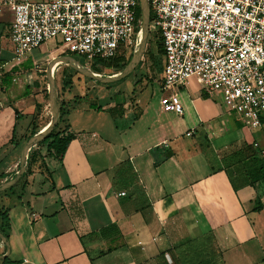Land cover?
Returning a JSON list of instances; mask_svg holds the SVG:
<instances>
[{"label":"crops","instance_id":"obj_1","mask_svg":"<svg viewBox=\"0 0 264 264\" xmlns=\"http://www.w3.org/2000/svg\"><path fill=\"white\" fill-rule=\"evenodd\" d=\"M1 1L0 48L9 59L0 79V184L18 171L17 150L33 127L38 131L47 123H38L45 75L38 72H46L55 57L49 51L33 58L32 49L20 61L10 59L11 13ZM137 65L116 80L127 87L113 81L102 91L87 84L77 98L70 97L57 129L75 137L62 160L38 145L30 171L0 191L9 219L7 257L17 264H264L262 181L234 189L225 169L211 167L205 152V145L250 142L248 129L237 127L240 121L223 94L205 91L196 77L168 92L178 97L182 111L167 109L160 102L167 94L163 69L158 81L144 82L136 76ZM153 82L162 93L156 102L140 97ZM49 112L45 106L44 118ZM235 129V137L220 140ZM151 148L159 157L168 150L171 155L155 163ZM126 164L148 199L128 213L119 203L125 193L119 192L129 187L115 184ZM111 223L119 233L100 237L98 231ZM106 248L111 250L98 254ZM5 251L0 240V254Z\"/></svg>","mask_w":264,"mask_h":264},{"label":"built area","instance_id":"obj_2","mask_svg":"<svg viewBox=\"0 0 264 264\" xmlns=\"http://www.w3.org/2000/svg\"><path fill=\"white\" fill-rule=\"evenodd\" d=\"M1 3L11 13L10 59L17 61L48 39H59L60 50L69 55L99 62L126 56V49L139 40V0ZM148 4L150 24L160 35L164 53L161 88L167 94L161 104L181 112L178 97L168 92L196 77L205 91L223 94L243 128L261 127L264 0H148ZM8 59L0 48V79Z\"/></svg>","mask_w":264,"mask_h":264},{"label":"trees","instance_id":"obj_3","mask_svg":"<svg viewBox=\"0 0 264 264\" xmlns=\"http://www.w3.org/2000/svg\"><path fill=\"white\" fill-rule=\"evenodd\" d=\"M136 15L137 18H140V8L139 5L136 7ZM161 39V38H160ZM157 54L159 57L157 59L153 58L154 63L159 66L160 71L163 69L164 65V53L162 47V41L160 46L157 48ZM130 55V54H129ZM125 56H119L112 60L103 61L101 64L109 67L115 68L116 70L122 68L124 66V61L127 58ZM92 65L95 66L93 63ZM45 94L47 90L44 91ZM62 106H60L61 108ZM61 114L58 115V121L56 125L52 128V130L40 140L37 145H46L47 154L54 156L59 161L62 160L64 153L69 145V143L74 139V134L71 132L64 133L63 130H58V122L61 119ZM264 122V119H262ZM241 123H237V127H241ZM36 126L33 127V131L29 134H33L36 132ZM28 135V136H29ZM208 146V145H206ZM229 150L222 153L223 160L226 162V165L223 163H219L218 166H215L211 161V167H216L218 169H225V172L229 178V181L232 187L235 189L238 186H250L253 187L254 184L258 181H262L264 185V156H260L254 146L247 142L245 139H241L239 141H233L228 144ZM37 156V150H32V152H28L27 155V164L23 175L27 174L30 171V167L32 162L35 160ZM236 159V164H232V162H227L230 159ZM207 159H209L207 157ZM210 161V159H209ZM158 162V159L155 160V163ZM119 176L122 174L121 182L116 185L120 187H129L128 191L125 192L123 196L120 197L119 203L125 213L130 211H134L139 207H143L148 204V199L145 195L144 189L139 182L138 176L133 171L131 165L126 164L123 168L120 167L117 170ZM253 210H258L259 207L255 206L252 208ZM9 229V219L6 214V208L3 206L0 207V232L6 237L8 236ZM119 233V229L116 223H111L98 231V235L102 238L113 239ZM111 248L100 249L98 254L101 255L110 251ZM0 264H17V261H11L7 256L3 259H0Z\"/></svg>","mask_w":264,"mask_h":264},{"label":"rangeland","instance_id":"obj_4","mask_svg":"<svg viewBox=\"0 0 264 264\" xmlns=\"http://www.w3.org/2000/svg\"><path fill=\"white\" fill-rule=\"evenodd\" d=\"M160 44H161L160 35L158 34V32L155 29L152 28V25L150 24V29H149L147 41H146L145 46H144L143 55L141 57L140 63L137 65L138 69L136 71V76H138L141 80L144 79V82H147V80H152V79H155L158 81V78L160 77L159 66H157L153 61V58L157 59L159 57V55L157 54V48L160 46ZM134 47L135 46H132V48L128 47L126 49L127 55L124 58H127V56H129V57H128V59H125L124 65L127 63L129 58L131 57ZM49 51H54L55 56L67 54L66 52L60 50L59 39H48V40L42 42L39 45V47H36V49L32 50V56H33V58H35L39 55H44ZM71 55L74 58H76L83 67H87V68L91 69L92 71L99 73V74H106V73H111V72H116V71L118 72L124 67L123 66L122 68L116 70L115 68H109V67L101 64L102 62L91 61V60L85 59L84 57L79 56L77 54H71ZM93 63L95 64V66L92 65ZM61 64H66V65H64L66 70H64L62 72L58 66L57 70L54 71L55 92H56V100H57V105H58V115L61 114V116H64L66 114V112L69 110V108H68L69 101H67V100L70 97H76L77 98V93H80V92L84 91L86 88H88L87 84H92V85H94L95 89L102 90V91H104L106 86H108L110 84V83L92 80V79L78 73L76 70H74L66 62L61 63ZM44 67H45L44 63H42V65L39 66V68L41 70ZM42 74H45L41 78L42 102H41V104L38 108V111H37L38 123L40 124V126L42 124H44L45 122H48L51 118L50 112H49L48 116H46V118H44L45 106L48 107V109L50 110V105L48 103V92L46 94L44 92L45 90H47V87H48V80H47V75H46L47 73L45 71H39L38 72V75H42ZM116 82H118V83H115V84H118L119 86L127 87V85L125 83L126 81H116ZM121 82H124V83H121ZM127 91L129 92L130 90H127ZM94 93H95V91H93V94ZM160 94H162V93L159 92L156 82H153V83H149L148 86L144 89V91L142 93H140V97H144L146 99H149L150 97H152L151 101L156 102L158 97L160 96ZM60 106H62V107L60 108ZM18 129H19V126L17 127V131H18ZM235 130L234 131L231 130L230 132H226L223 135V138L220 140L235 137L236 134L238 133V130H236V131ZM246 131L248 132V135H249V140H250L249 143H251L254 146V148L257 150V152L259 153L260 156H264V124L259 128H256V129H250L249 128ZM26 140H25V142H26ZM24 143H22V145L18 148L16 155H18V152L20 155L19 150L23 147ZM229 143L230 142H227L225 145H220L217 147L214 146V148L209 147V146L207 147L205 145V152L207 153V157L210 159V161L213 162V164H215V166H218L219 163L220 164L223 163V165H226V162L223 160L222 153L223 152L225 153V151L229 150V146H228ZM37 146H38L37 144L33 145L30 152H32V150H35V148ZM27 161H28V159H26L25 167H26ZM227 162H232V164L235 165L236 159L233 158ZM19 167H20V164L18 163L16 165L15 169L18 170Z\"/></svg>","mask_w":264,"mask_h":264},{"label":"water","instance_id":"obj_5","mask_svg":"<svg viewBox=\"0 0 264 264\" xmlns=\"http://www.w3.org/2000/svg\"><path fill=\"white\" fill-rule=\"evenodd\" d=\"M139 8H140V19H141L139 40L133 49V53L131 57L124 65V67L117 73H114L112 75L96 73L87 67H83L76 58H74L69 54L55 56L48 62L46 68V73H47L46 75L48 80L47 92H48V103L50 105L51 118L46 123V125H44L40 130L31 134L27 138L20 152V157H19L20 167L18 171L16 172L13 178H10L9 180L0 184V191L9 188L17 181L20 175L25 171L26 168L25 162L27 159L28 151L31 148V146L37 144L40 140L45 138V136L52 130V128L57 123L58 105L56 100L55 80H54V66L57 63L66 62L78 73L92 80L110 83L127 76L140 62L150 29V8H149L148 0H139ZM150 151L153 158L156 160L164 156L171 155L170 150L166 151L165 154L161 157L158 156L155 148H151ZM0 240L3 242V244L6 247V251L3 254H0V259H3L5 256H7L8 243L6 237L1 232H0Z\"/></svg>","mask_w":264,"mask_h":264},{"label":"bare ground","instance_id":"obj_6","mask_svg":"<svg viewBox=\"0 0 264 264\" xmlns=\"http://www.w3.org/2000/svg\"><path fill=\"white\" fill-rule=\"evenodd\" d=\"M139 36H140V33H139ZM58 66V63L54 66V71H55V68ZM114 73H117V71L116 72H114ZM114 73H111V75L112 74H114ZM30 150V149H29ZM29 152V151H28Z\"/></svg>","mask_w":264,"mask_h":264}]
</instances>
